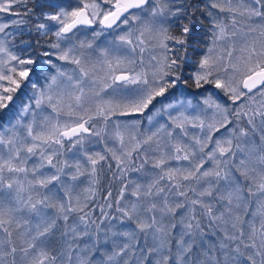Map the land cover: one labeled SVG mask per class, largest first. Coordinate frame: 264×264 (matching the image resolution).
<instances>
[{
  "label": "snow or ice",
  "instance_id": "obj_1",
  "mask_svg": "<svg viewBox=\"0 0 264 264\" xmlns=\"http://www.w3.org/2000/svg\"><path fill=\"white\" fill-rule=\"evenodd\" d=\"M0 14V264H264V0Z\"/></svg>",
  "mask_w": 264,
  "mask_h": 264
},
{
  "label": "trees",
  "instance_id": "obj_2",
  "mask_svg": "<svg viewBox=\"0 0 264 264\" xmlns=\"http://www.w3.org/2000/svg\"><path fill=\"white\" fill-rule=\"evenodd\" d=\"M64 2L70 3L73 6H78L79 5V0H64ZM191 3L199 4V5L202 6L203 0H191ZM37 11L39 12L40 9H37ZM0 15H2V14H0ZM197 17L198 18H203L200 13H197ZM98 27H99L98 25L94 26V28L82 27L81 30H80L81 38H85V36H87L88 38H91L92 31L93 30H97ZM197 27H199V25H197ZM23 38L27 39L28 36L25 35ZM33 38H35V34H33ZM107 38L110 39V37H106V36L99 37V39L96 40V44L103 43V41H105ZM192 42H193V46L195 47V42L194 41H192ZM205 49H206V44L204 42H201V46L199 47V49L197 51V57L200 54H202L205 51ZM189 52L190 53L192 52L191 48L189 49ZM69 67H72V66L69 65ZM191 71H192V67L191 66L185 68V70H184L185 78H187L190 75ZM189 84H191V80H189ZM181 91L185 92L186 95L189 98L196 97L198 99L199 98V92L203 91V90H196L194 87H185L181 83L180 85H178V87L176 89H173L171 91V93L169 94V98H171L172 94H175L176 98H178V99L181 98L180 97V92ZM217 95L219 96L221 102H227L226 101V97H224V95L222 93H219L217 91ZM194 102H195V100H194ZM228 103H230V102H228ZM157 107H159V104H157ZM118 118H120L122 120H130V119H134L136 117H118ZM157 119H159L161 122L162 121H164V122L167 121L166 117H164L163 119H161V118H157ZM144 122H145V120H143V122H142L141 131H143L145 129V125L146 124ZM148 128H151V126L148 125ZM193 131L196 132V129H193ZM217 135H219V134H217ZM93 140H95V138H93ZM109 146H111L110 142H109ZM103 150H104V144L103 143H98V142L97 143H93L91 145V147H90V151H93V152H97V151L102 152ZM139 162L140 161L137 160V164H139ZM113 165H114V162H113ZM146 167H150V165H147ZM113 171H115V168H113ZM130 176L133 177V173H130ZM82 180H84V183H82L80 185V187H83V188L87 187L86 178H82ZM97 187H98L99 193H100V198L97 200V203L98 204H103L104 203L103 196L106 194V192L109 190V188H111V190L113 191V197H115V195H116V193H117V191L119 189V181L115 180V178L112 175V172L108 171L107 168L105 167L104 171L101 173L100 184ZM96 216L97 217L99 216V209L98 208L96 209Z\"/></svg>",
  "mask_w": 264,
  "mask_h": 264
},
{
  "label": "rangeland",
  "instance_id": "obj_3",
  "mask_svg": "<svg viewBox=\"0 0 264 264\" xmlns=\"http://www.w3.org/2000/svg\"><path fill=\"white\" fill-rule=\"evenodd\" d=\"M107 39H109V38H107ZM106 41V40H105ZM105 41H103V43H99V44H97V45H100V46H104V43H105ZM107 98V97H106ZM113 119L115 120V119H119V120H121V121H124V120H122V119H120V118H118V117H113ZM166 119H167V117H166ZM146 125H145V129L143 130V131H145V130H148L149 128H148V125L149 124H147L148 122H147V120L145 119V122H144ZM160 123H165L164 121H160ZM151 130H155L154 128L153 129H151ZM189 131L190 132H195V131H193V129H189ZM196 131H198V130H196ZM110 144H111V142H110ZM183 163H186V162H183ZM173 164L174 165H176V164H178V162H173ZM139 176V174L138 173H133V178H136V177H138ZM81 188H83V187H81Z\"/></svg>",
  "mask_w": 264,
  "mask_h": 264
}]
</instances>
